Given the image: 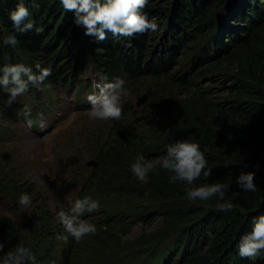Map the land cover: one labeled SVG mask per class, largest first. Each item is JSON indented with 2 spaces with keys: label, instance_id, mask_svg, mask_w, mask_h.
I'll list each match as a JSON object with an SVG mask.
<instances>
[{
  "label": "rangeland",
  "instance_id": "374dc122",
  "mask_svg": "<svg viewBox=\"0 0 264 264\" xmlns=\"http://www.w3.org/2000/svg\"><path fill=\"white\" fill-rule=\"evenodd\" d=\"M184 1L150 0L158 30L143 34L148 56L165 57L172 47L177 57L159 74L136 71L114 77L123 78L129 92L119 120L87 115L93 84L107 77L92 64L94 52L101 49L88 50L89 64L77 66L82 86L76 78L48 77V90L30 87L17 98L43 113L46 127L30 129L23 119L4 123L9 130L0 138V241L5 251L23 243L32 249L36 264H195L188 256L193 248L201 255L215 248L211 238L196 234L214 209L207 201L188 200L187 186L171 183L172 174L158 162L175 140H195L207 153L204 135L210 128L233 129L252 112L250 104L261 100L264 20L255 21L251 9L264 12V0H188L187 9ZM71 16V27L82 30ZM175 18V36L180 35L183 49L170 40ZM247 30L246 41L224 44L230 34L243 38ZM99 46L103 44L94 45ZM27 60L22 62L29 64ZM140 154L154 164L147 183L129 169ZM25 192L32 197L28 206L19 203ZM85 195L100 202L98 211L84 217L95 223L96 233L80 242L57 239L63 228L56 212Z\"/></svg>",
  "mask_w": 264,
  "mask_h": 264
},
{
  "label": "trees",
  "instance_id": "16d2710c",
  "mask_svg": "<svg viewBox=\"0 0 264 264\" xmlns=\"http://www.w3.org/2000/svg\"><path fill=\"white\" fill-rule=\"evenodd\" d=\"M19 2L20 0H0V38L15 32L9 16ZM23 2L30 9V19L42 28V31L40 33H36L35 30L25 34L16 33L18 43L15 48L3 45L2 39H0V66L28 59L29 65L32 66L36 63L42 64L43 67L51 65L53 68L52 75L49 76L53 77L51 79L66 81L72 77L70 82L76 78L82 86L84 82L76 76L78 75L77 66H81L84 62L89 64L86 59L87 52L91 49H101L94 52L93 68L107 76L109 80L123 73L134 75L136 71L148 74L162 73L168 69L169 63L175 61L177 57V50L172 47L167 51L165 57L157 54L148 56V37L143 34H137L132 40L130 37L123 36L116 40L111 33L104 41L97 42L94 37L85 36L83 29L76 30L75 26L71 27L72 25L69 23L72 19V12L65 11L59 0H35L38 7H33V0H23ZM187 2L188 0L183 2L185 9L188 8ZM190 4L192 5L191 1ZM251 8L250 5L248 9ZM152 9L153 7L150 5L145 8V11L150 15ZM251 10H253L255 21L262 22L264 20V12L258 9ZM176 21L175 18V28H172L169 34L171 41H177L174 42V45L179 49L184 46V42L179 37L180 35L175 36L176 33H179L176 31L178 25ZM249 34L250 30H247L242 35L243 38H237L238 35L232 33L228 36L229 43L224 44L231 45L240 41L244 42ZM132 41L133 44H130ZM99 43H102L103 46L94 47ZM23 55L27 57L23 58ZM171 55L175 56L171 57ZM210 56H212L211 53L207 54V57ZM58 62L60 63L56 67ZM66 62L68 64L63 68L62 64ZM72 62L74 64L76 62V66L71 65ZM71 67H74V70L69 71ZM260 98V101L250 104L252 112L241 123H237L233 129L220 132L215 128H210L204 135V145L209 149L205 154L208 159V167L211 168V175L209 177L202 175L195 182V186L220 182L229 185L228 193L230 196L233 193L235 195L232 198L233 210L229 212L219 211L217 208L219 201L216 199L207 201L210 207L214 209L209 217L210 220H208V223L213 224L212 229H207L208 223H206L203 224V228L196 230V234L206 235L216 245L214 249L211 248L204 255L194 251L193 248L192 253L188 256L195 264H252L247 258L239 256L237 243L241 235L250 231L252 219L258 214L264 213V204H260L258 199L264 196V91L260 93ZM7 99V94L0 92V138L9 135L8 127L4 125L5 122L15 123L19 119L24 120L21 113L25 105L22 106L20 103L14 102L8 106ZM38 114L39 112L32 110L34 120L38 119ZM224 160H230L232 164L229 167H224ZM257 162H259V170L256 172L257 192L240 191L235 182L236 178L241 171L253 170ZM255 264H264V258L258 257Z\"/></svg>",
  "mask_w": 264,
  "mask_h": 264
},
{
  "label": "clouds",
  "instance_id": "9594fccd",
  "mask_svg": "<svg viewBox=\"0 0 264 264\" xmlns=\"http://www.w3.org/2000/svg\"><path fill=\"white\" fill-rule=\"evenodd\" d=\"M65 11L73 13V23L83 29L85 36L94 37L97 42L104 41L106 33L113 35L134 37L137 34L156 32L158 23L155 17H150L145 8L150 0H59ZM33 7H38L33 0ZM31 12L23 0L10 12V20L15 32L3 36V45L16 47L18 40L16 33L25 34L32 30L40 33L42 28L30 19ZM53 68L36 63L34 66L24 62L6 63L0 66V92L6 93L8 106L16 102L19 96L24 95L35 87L40 91L48 90L51 85L45 81L52 75ZM94 91L87 96L90 105L88 117L91 120L107 121L119 120L125 98L129 95L126 81L117 77L108 80L101 77L99 82L93 84ZM22 116L31 129L34 125L40 130L46 127V118L43 113L38 114V119L32 118V109L25 105ZM206 149L192 139L175 140L166 145V153L159 159V166L171 173V183L186 185L185 195L190 201H219V211L229 212L233 210L232 198L228 193L229 185L214 182L195 186V182L203 175L209 177L211 168L208 167ZM230 160H224L223 166L229 167ZM154 164L144 155H137L129 165L132 175L139 182L147 183L149 173ZM259 170V162L251 171H241L236 178V184L240 191L247 193L257 192L256 172ZM260 204H264V196L258 198ZM32 197L29 193H22L19 203L30 205ZM100 209V202L92 196L85 195L74 201H69L67 210L56 212V220L62 225L63 233L57 234V239L68 240L71 237L80 242L86 236L94 235L97 231L95 223L85 219L86 213H93ZM238 254L241 258H247L255 264L257 258H264V213L258 214L251 221L250 231L240 236L237 243ZM0 264H36V256L29 246L21 243L13 250L5 251V242L0 241Z\"/></svg>",
  "mask_w": 264,
  "mask_h": 264
},
{
  "label": "water",
  "instance_id": "95a60500",
  "mask_svg": "<svg viewBox=\"0 0 264 264\" xmlns=\"http://www.w3.org/2000/svg\"><path fill=\"white\" fill-rule=\"evenodd\" d=\"M231 1H236V0H229V2H231ZM141 101H143V100H140V102H141ZM140 102H139V103H140ZM90 164L96 166V163H95L94 161H92Z\"/></svg>",
  "mask_w": 264,
  "mask_h": 264
}]
</instances>
